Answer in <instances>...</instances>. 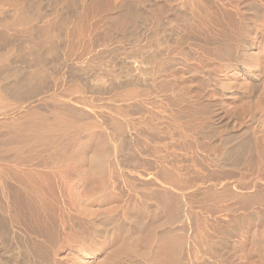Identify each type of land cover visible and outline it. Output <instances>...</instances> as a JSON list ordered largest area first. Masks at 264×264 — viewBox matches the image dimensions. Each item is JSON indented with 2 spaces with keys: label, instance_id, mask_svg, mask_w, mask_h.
<instances>
[{
  "label": "rangeland",
  "instance_id": "obj_1",
  "mask_svg": "<svg viewBox=\"0 0 264 264\" xmlns=\"http://www.w3.org/2000/svg\"><path fill=\"white\" fill-rule=\"evenodd\" d=\"M32 1L42 11L51 6L66 10L99 6L100 11L90 19L92 41L95 46L96 42L102 44L95 51L104 52L105 62L116 65L114 68L121 65L133 71L140 67V58L136 60L139 52L147 53L153 46L152 39L157 35L154 24L160 20V25L168 29L174 23L173 10L177 7V0L173 4V0H76L74 5L71 0ZM217 1L211 3L215 2L216 10L223 8L221 22L220 26L212 24L211 34L222 38L227 46L231 45V34L252 44L254 49L247 56L260 78L255 92L250 80L231 68L228 60H220L210 47L199 46L197 32L189 29L180 34L169 32L171 36L164 45L168 47L162 52L167 53L153 59L154 64L150 62L154 66L162 64L160 73L145 82L135 75L134 83L140 85L122 87L123 82L114 79L100 80V68L86 72L75 60L70 62L71 74L51 75L39 102L19 111L15 120L23 127L38 121H51L52 125L54 110L67 106L83 112L84 120L77 126L82 134L72 138L71 153L64 164L49 165L61 171L57 177L20 172L19 166L7 164L9 171L3 172V180L6 178L12 188L39 190L44 205L40 209L27 204L26 212L19 214L11 197L0 194V208L9 210L4 215L0 209V264H264V202L242 207L239 201H233L231 193L235 190L236 194H253L255 187L264 193V15L254 23L235 16L244 0ZM256 1L264 10V0ZM216 10L211 9L212 16H216ZM236 17L246 20V29L239 28ZM98 27L104 32H98ZM15 61L9 68L22 67ZM90 62L89 59L86 64ZM56 63L59 66L62 60ZM3 121L0 157L5 155V137L16 132L9 120ZM121 125L125 131L118 136ZM114 127L117 128L113 130ZM233 132L238 137L245 135L250 149L241 153L233 150L235 140L223 139ZM112 135L119 138L117 143L122 149H116ZM82 145L89 147L86 170L90 174L85 187L81 176L77 177ZM44 167L39 165V169ZM207 189L212 195L216 191L211 197L219 196L218 201H210L213 199ZM221 189L230 190L233 199H227ZM203 219L210 230V243L220 251L225 246L233 248L230 255L216 257L200 245L199 226L204 224ZM104 223L102 231L99 225ZM164 232L181 238V246L175 242L181 254L178 249H169L160 238Z\"/></svg>",
  "mask_w": 264,
  "mask_h": 264
},
{
  "label": "bare ground",
  "instance_id": "obj_2",
  "mask_svg": "<svg viewBox=\"0 0 264 264\" xmlns=\"http://www.w3.org/2000/svg\"><path fill=\"white\" fill-rule=\"evenodd\" d=\"M71 1H72L73 5L76 2V0H71ZM82 1L85 2L87 0H82ZM211 1H217V0H177V7H175L176 10L175 9L173 10L174 11V18L171 17L172 19H174V23L172 24V26H170V27L168 26L169 27L168 29L166 26H162L163 24L160 25V20H159V22H156L157 25L152 23L156 26V30L154 29V32L157 31V33H154V34H157V35H155V38L153 37L154 34H153V36L151 34V36L153 37V39H152L153 46L151 45V47H150L148 45V48L150 47L149 50L151 49L150 52H149V50L146 51L147 53H141L140 54V52H139L140 55L138 54L139 57L137 56L138 58H136V60L140 58L139 61H141V62H140V64L138 63V66L140 65V67L139 68L135 67L136 70L133 71L130 68L125 67V66H121V65H118V67L114 68L116 65L105 62L106 57H105L104 52L101 53V52L95 51V47L100 46L102 44H101V42H96V43H98V45L95 46L94 42L92 41V40H94V38H92L93 37V28H92V25L90 23V19H91L92 14L94 12L100 11V10H98L99 6H96L94 4L95 5V6H93L94 8H90L91 10H89V7L87 8L88 10L77 9V8L73 9V10H71V9L66 10L64 8H54V6H51L50 8H46L45 11H42L41 8L36 6L32 0H0V50L1 51L2 50H8L6 53L0 52V79H2L1 81H3V83H4L3 87L0 86V121L4 120L3 122H5V120H9L10 123L12 124L11 128L16 131L14 134L7 135L3 141L4 142L3 143V147H4L3 153L5 155L0 157V194L4 197L5 196L11 197L13 202L18 207L17 210H18L19 214L24 213V211L26 212L28 205H35V207L37 206L40 209L43 208L42 204L44 202V198H43L41 192H39V190H37V189H32V188H28V187L16 189L15 187L12 188L11 186H9L6 182V178H5V181L3 180L5 177V174L8 173V172L5 173L8 170V169L6 170L7 164H11L12 168H14L12 163L15 166L16 165L19 166L18 171H20V172L24 171L25 173L26 172L34 173V174H38L39 176H41L40 174L46 173L49 175H54V177L55 176L57 177L58 175H56V174L61 172V171L59 170L57 172V170L55 171L54 167H49V165L53 164L54 166H59L61 163L64 164L63 161L65 160L66 155L68 156V152H70L69 151V143L72 142L71 141L72 138L82 134V133H79V131H77L78 130L77 126L81 121L84 120L83 119L84 115H83V112L80 113V112H78V110L75 111L70 107L61 106L59 108H56L54 110V112L52 111L53 112L52 125L50 123L51 122L50 120H49L50 122H45L41 118V121L42 122L44 121L42 124L38 123L39 121L34 122L33 124H31V122H30L31 125L30 126L28 125L26 127L19 125L18 122H16V120H15V116L19 111H21L22 109L25 110L24 108H26L28 105H30V104L32 105V103H35L36 101H38L40 99L41 95L44 93V89L47 85L48 80L52 77L51 75H53V74L69 75V74H71V73H69L70 69H71L70 62L75 60L77 62V65H79L81 67V70L86 71V72L100 68L102 71H101V73L97 74V76L100 80H103L104 77L107 79H114L117 82H121V83L123 82L122 87L129 86V85L131 86L134 84L140 85V83H138V82L134 83L135 81H137V79L135 80L134 78L139 77L143 82H145L147 79H150L151 76H152L151 78L153 79V74L159 72V70L162 69V67L160 66L162 64L159 63V66H154L153 64L155 63L154 60L156 58L158 59L159 56L161 57L162 55H165L164 53H167V51H164V53H162V52H163V49L168 47V46L164 47V45L167 43L169 37L171 36L169 32L172 30L171 33L180 34L182 32V30L189 29L190 31H196L197 32L196 33L198 35L197 43L199 44V46L203 47L204 49L210 47V48H212L213 52L216 54V56L220 60H223V61L228 60V64L230 65L231 68L237 69V71L240 72V74H242L243 76H245L247 79L250 80V82L253 86V91L255 92V90L257 89L258 82H259L260 78H259V74H258L257 70H255L253 67L250 66L251 65L249 63L250 59H248V56H250V55L247 56V54H248L247 52L252 51L254 48H253L252 44H250L246 39H243L241 37L240 38L236 37V35H232L231 33H230L231 35L228 36V37H230L228 39L231 40L230 46H227L225 42L221 41L220 39H222V38L218 39L215 37V35L211 34V27H212L213 23H216L215 25L220 26L222 9H223V8L222 9L217 8V10H216L214 8V7H217V6H214L215 2L211 3ZM221 1L222 0H220V2ZM153 2H155V1L153 0ZM217 2H219V1H217ZM224 2H222L220 4L225 5ZM95 3H98V2L95 0ZM173 3H175L174 0H173L172 4ZM241 3H243L242 6L240 5ZM241 3L239 4V2H238V4L241 7L239 9L241 14H240V12L235 11V13H236L235 16L239 17L241 15L243 18H248L250 21L252 20L254 23H257L259 20L262 19L263 15H264V10L261 7V4L259 5L258 1H256V0H244L243 2L241 1ZM123 4H125V2L122 3V6H123ZM211 5L213 6L214 9L211 7ZM217 5H218V7H220L219 3H217ZM222 7H224V6H222ZM225 8H226V6H225ZM229 8H228V10H229ZM236 8H237V6H236ZM211 9L216 10V16H212L213 12H211ZM157 10H156V13H157ZM232 10H233V8H232ZM163 11H164V9H163ZM167 12H168V15H170V12L169 11H167ZM89 13L91 14V16L89 15ZM226 13H227V8H226ZM214 15H215V12H214ZM138 17L140 18V16H138ZM145 17H146V15H144L143 18H145ZM152 19H153V17H152ZM154 19L158 20L157 17H154ZM147 20H150V19H147ZM238 20H240V18ZM113 21H115V20H113ZM153 21L155 22V20H153ZM242 21L244 22V24ZM245 21L242 19L240 20V22L238 21L239 22L238 26L240 29H241V27H244L246 29ZM148 22H150V24H151V21H148ZM161 23H163L162 20H161ZM155 26H153V28ZM97 30H98V32L103 33L105 29L98 27ZM223 35L226 36V34H223ZM150 39H151V37H149V40ZM180 40H182V39H178L179 42H181ZM141 41H144V40L141 39ZM136 42L138 43V41H136ZM150 42L151 41H149V43ZM183 43H185V42H183ZM137 47H138V45H137ZM141 49L139 48L138 51H141ZM135 50H137V49H135ZM161 53H162V55H161ZM160 57H159V59H160ZM53 59H57L56 61H58L60 59V60H62V63L59 64V66H57L58 64L56 63L55 60L53 61ZM89 59L91 62L86 64ZM15 60H18L21 63L20 66H22V67L15 68L14 66H12V69L9 68L10 65H13V63H14L13 61H15ZM49 60H51L53 62H51ZM139 61H136V63ZM151 61L152 62L154 61L153 64H150ZM158 62L159 61H157V63ZM167 62H169V61H167ZM167 62H165V64ZM15 63H16V61H15ZM15 63H14V65H15ZM13 67L15 69H13ZM135 75H137V76L135 77ZM152 79H150V80H152ZM155 79H156V77H155ZM128 80H130V81H128ZM219 108H220V106H219ZM31 114H33V113H31ZM33 115H29V116L31 117ZM51 115H52V113H51ZM198 115H199V113H198ZM24 116H26V115H24ZM36 117L38 118V116H36ZM33 118H35V117H33ZM43 118L45 119V117H43ZM87 123H89V122H87ZM0 124L3 128V124L1 122H0ZM86 125H88V124H86ZM122 125H121V127H119V129H117V131H118L117 133H119L118 136H121L125 131L124 128L122 127ZM117 127H118V125H117ZM82 128H83V126H82ZM116 128L114 127L113 130ZM74 130H75V132H74ZM224 130H226V129H224ZM237 131H238V129H237ZM72 132H74V133H72ZM244 132H246V131H244ZM114 133H116V132H114ZM241 133H242V131H241ZM5 134H7V133L5 132ZM245 134H247V133H245ZM114 135H112V136H114ZM241 135H243V133ZM243 137L245 138L246 136L244 135L242 137L241 136L238 137L237 134L233 132V134H231V133L227 134L225 137H223V139L225 138V140H227L229 142H230V140L231 141L235 140L236 143H234V145L232 144L233 146L231 145L232 146L231 148L233 150L239 151L241 153V151L245 150L246 148L250 149V146L248 147V145H250L249 144L250 142H247L248 139L245 138V139H247V140H245ZM118 139L119 138L114 136V142H115V145H117L116 146L117 150L122 149V146L119 145V143H117ZM118 142H120V141L118 140ZM81 147H83V145ZM88 149H89V147H88ZM88 149H87V146H84L83 148H81V150H79L81 153L80 156L82 159L79 161L80 174L77 177L80 178V176H81L83 187L87 186L85 183H87L86 180H88L87 175L90 174V173L88 174V172H87L88 170H86L88 167V163L86 162V157L89 156V150ZM95 153H96V151H95ZM98 157H100V156H98ZM95 158H97V156ZM96 160H98V159H96ZM94 162H93V165H94ZM39 165L40 166L45 165L46 167H44L43 169H39ZM8 168H9V166H8ZM12 168H10V169H12ZM45 169H46V171H43ZM47 169L49 170L48 172H47ZM25 176H27V175H25ZM210 179L211 178L209 177V180ZM60 180H62V179H60ZM8 182H9V180H8ZM208 182H206V183H208ZM216 182H219V180H216ZM211 184H212V182H211ZM220 184H221V182H220ZM235 188L237 189L240 187L236 186ZM263 188H264V186H263ZM256 189H257L256 187H255V189H253L254 193L252 191H250L253 194H246V193H240V192L239 193L237 192V194H236V192L234 190V192H231V193L235 194V195L233 194V196L231 193H229L230 190L229 191L228 190L225 191L226 189L225 190L221 189V190L224 191L225 195L227 194V199H229L232 196L235 199L234 200L231 197L233 199V201H236V200L239 201V202H237V201L236 202L241 204L242 207H243V205H249V207H250V205L252 206L253 204H256L259 202L262 205L263 204L262 202H264L263 191L262 190L260 191L258 189L256 190ZM203 191H202V193H203ZM206 191H210V190L207 189ZM206 191H205V194H207V197H208L209 192L207 193ZM215 192L216 191L214 190V194L216 195L217 193H215ZM199 193H201V192L199 191ZM211 193H212V191H210L209 197H211V195H212ZM202 195L206 196L204 194H202ZM213 195H212V197H213ZM218 195H220L219 192H218ZM225 195H222V198ZM228 196H229V198H228ZM209 197H208V199L210 200ZM212 197H211V199H213ZM7 198H6V200L5 199L4 200L7 201ZM204 198H206V197H204ZM218 198H219V196H218ZM215 199L216 198H214L213 200H210V201H214ZM202 202H204V201H202ZM202 202H201V204H202ZM207 202L208 201L206 198V204H207ZM203 204L205 205V202ZM208 204H210V203L208 202ZM256 206H257V204H256ZM245 208L247 209V207H245ZM1 212H2V214L7 215L9 213V210L8 209H1ZM200 221H201V219H200ZM202 222L200 224H203ZM204 224H206V225H204ZM204 224L202 226H199V230H201L199 233V235H200L199 242H201L200 245L203 246V248L205 247L204 249H207L208 252L211 251V254L213 253L214 255H216V257L217 256L223 257V256L230 255L231 252L233 251L232 250L233 248L225 246L224 248L221 247L222 249L220 251L219 250L220 248L216 249L217 246L214 247L215 245L210 243L209 234H208V232L210 230L207 231L208 230L206 228L207 223H205V220H204ZM103 227L105 228V223L101 224V226L99 225V228L102 231L104 229ZM121 229H119V230H121ZM128 231H129V233L126 232V235L127 234L130 235V230H128ZM111 232H113V231H111ZM101 234H103V233H101ZM176 235L173 236L172 234H167L164 232V234L162 233L161 237H160V235H159V237L166 244H168L169 249L171 247V250H172L174 248L178 249V247H180L182 242H183L182 241L180 243L181 238L179 236H176ZM199 235H197V236H199ZM178 241L180 243V246L175 245L176 244L175 242H178ZM183 248H185V247H183ZM183 248H181V249H183ZM207 250H206V252H207ZM177 251L179 252L180 250L178 249ZM206 252H205V254L208 253V252L207 253ZM176 253H174V254H176ZM211 254H210V256H212Z\"/></svg>",
  "mask_w": 264,
  "mask_h": 264
}]
</instances>
